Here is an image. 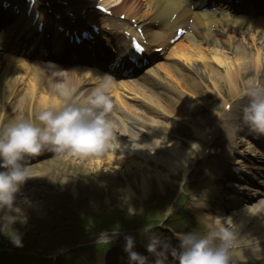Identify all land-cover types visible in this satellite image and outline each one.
I'll return each mask as SVG.
<instances>
[{"label":"clouds","instance_id":"1","mask_svg":"<svg viewBox=\"0 0 264 264\" xmlns=\"http://www.w3.org/2000/svg\"><path fill=\"white\" fill-rule=\"evenodd\" d=\"M100 79L102 82L86 103H66L59 110H42L36 117L39 123L22 119L0 132V209L13 208L16 194L33 178L30 167L23 162L40 154L46 146H53L57 152L82 155L99 154L111 146L115 124L107 118L113 108L107 90L113 78L105 75ZM247 95L249 100L243 108V119L254 132L264 134V86L253 83ZM12 218L14 223L27 222L26 217ZM215 223L217 226L204 234L184 233L177 245L159 236L148 237L146 251L154 257L152 264H167L169 257L175 264H246L244 249L256 255L262 252L260 241L250 234L242 235V225L231 216L216 217ZM9 239L15 247H22L21 234L15 229ZM110 239L107 232H102L97 243L101 240L110 243ZM134 243L132 236L125 237L124 251L129 264H149L146 256L134 250Z\"/></svg>","mask_w":264,"mask_h":264},{"label":"bare ground","instance_id":"2","mask_svg":"<svg viewBox=\"0 0 264 264\" xmlns=\"http://www.w3.org/2000/svg\"><path fill=\"white\" fill-rule=\"evenodd\" d=\"M112 2V1H110ZM125 2L131 3L132 0H125ZM158 0H135L133 5L137 3L139 8H145L146 11H142L137 9L135 7L134 9L130 10L136 15L138 18L144 17L151 6H153L154 9H156V12L158 15H162V2L160 6H157ZM220 6L230 8L233 10L237 9V6L233 5L232 3L223 2L220 4ZM256 6L255 8H257ZM195 22L197 25H199V16H195ZM211 23V22H210ZM209 23V24H210ZM221 27H218L217 29H220ZM207 32H204L202 34L208 35L210 34V27L207 28ZM151 35L156 36L157 38H162L160 34H157L155 31L151 32ZM181 48H176L174 52L176 54L180 53V56L183 57V65L184 63L192 64L194 65H200L204 66L205 73L210 77V79L216 81L214 84L215 87H218V83L224 84V85H233L239 80V77L235 75L234 70V64L239 66L240 61L238 59L234 60L232 59L230 61V57L226 55L227 53L222 52H212L209 47H205L204 44H202L201 47L193 48L192 46L189 47H183L179 44ZM231 48V47H230ZM186 53H181V52ZM15 59V58H13ZM178 63V67H175V65L167 66L168 74L169 72H175V68L177 71H186L189 70V68H182L181 64ZM150 75V74H149ZM155 75V73H153ZM15 76V75H13ZM164 80H167L166 78ZM219 80V81H218ZM46 82L49 84H56L57 87H59L62 90L67 89L68 95L71 92H74V95H76V98H80V95H84L88 90H93L96 88V86L91 85L89 83L96 82V79H94L92 76H77L74 74H70V76H66L64 74H52L50 76L46 77ZM163 79L160 77L157 80H155L156 87L163 84ZM218 82V83H217ZM21 83V88H25L28 94L34 96L40 92V87L38 85V81L36 80V76L34 74H31L30 72H26L24 74H21L15 81L14 85H19ZM70 96V95H69ZM68 96V97H69ZM83 168L82 165H77L72 167V169H77L80 171ZM229 166H226V169L230 171ZM50 169V168H47ZM57 167L54 169L56 171ZM64 170V167L56 171L57 174H62ZM217 170V168H216ZM67 172H72L70 170H66ZM219 175H225L228 176V174H224L223 171H218Z\"/></svg>","mask_w":264,"mask_h":264},{"label":"snow or ice","instance_id":"3","mask_svg":"<svg viewBox=\"0 0 264 264\" xmlns=\"http://www.w3.org/2000/svg\"><path fill=\"white\" fill-rule=\"evenodd\" d=\"M135 47L137 48V51H142V49L139 48V45H135Z\"/></svg>","mask_w":264,"mask_h":264}]
</instances>
